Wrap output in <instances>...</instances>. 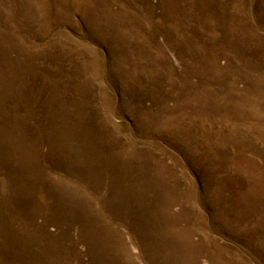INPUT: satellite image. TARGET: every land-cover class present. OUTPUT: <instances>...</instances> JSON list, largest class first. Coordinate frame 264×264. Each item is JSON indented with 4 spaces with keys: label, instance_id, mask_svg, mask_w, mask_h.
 <instances>
[{
    "label": "rangeland",
    "instance_id": "1",
    "mask_svg": "<svg viewBox=\"0 0 264 264\" xmlns=\"http://www.w3.org/2000/svg\"><path fill=\"white\" fill-rule=\"evenodd\" d=\"M0 264H264V0H0Z\"/></svg>",
    "mask_w": 264,
    "mask_h": 264
}]
</instances>
